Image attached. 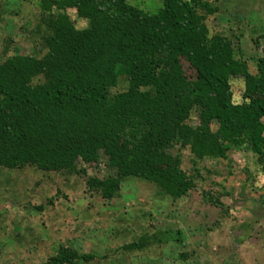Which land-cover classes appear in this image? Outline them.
Listing matches in <instances>:
<instances>
[{"label": "trees", "instance_id": "16d2710c", "mask_svg": "<svg viewBox=\"0 0 264 264\" xmlns=\"http://www.w3.org/2000/svg\"><path fill=\"white\" fill-rule=\"evenodd\" d=\"M204 3L162 0L149 15L124 0L49 1L60 12L45 6L46 54L0 63V168L71 172L77 161L91 165L103 154L117 174L92 180L104 197L136 178L173 199L193 188L178 158L166 152L175 144L198 160L248 145L264 170V57L252 74L229 42L209 39L197 13ZM73 7L88 27L70 23L64 11ZM233 76L244 81L239 104L231 99ZM121 77L127 89L112 94ZM194 108L195 128L187 124ZM150 240L124 248L140 250ZM95 258L63 250L48 264Z\"/></svg>", "mask_w": 264, "mask_h": 264}, {"label": "rangeland", "instance_id": "374dc122", "mask_svg": "<svg viewBox=\"0 0 264 264\" xmlns=\"http://www.w3.org/2000/svg\"><path fill=\"white\" fill-rule=\"evenodd\" d=\"M49 1L0 0V63L15 55L46 54L42 17ZM124 2L149 15L162 8V0ZM50 9L60 12L56 5ZM64 13L74 28L88 27L74 7ZM197 13L208 38L229 42L255 74L264 57V0H205ZM183 69L192 73L186 63ZM229 83L232 102L241 103L243 78L230 77ZM127 87L121 77L111 93ZM187 124L199 125L197 108ZM211 128L216 131L215 124ZM166 152L193 182L177 199L136 178L104 197L92 180L117 174L103 154L91 165L77 161L71 172L0 168V264H48L63 250L96 257L74 264H264V170L248 145L203 160L180 144ZM143 237L151 238L143 249L124 248Z\"/></svg>", "mask_w": 264, "mask_h": 264}]
</instances>
